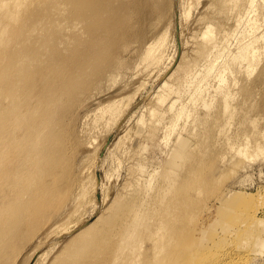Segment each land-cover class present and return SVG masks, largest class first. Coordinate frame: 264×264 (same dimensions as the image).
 Wrapping results in <instances>:
<instances>
[{"label":"rangeland","instance_id":"rangeland-1","mask_svg":"<svg viewBox=\"0 0 264 264\" xmlns=\"http://www.w3.org/2000/svg\"><path fill=\"white\" fill-rule=\"evenodd\" d=\"M28 1L30 2V0ZM31 1L34 2V0ZM114 1L119 2L120 7ZM114 1L109 0V2H114L112 7L117 3V10L113 7L111 16L103 19V21L106 20L103 25L105 27L106 25L109 26L108 34L110 39L108 40L111 41L105 40L99 47V49H102L99 52V57L101 60L103 56V60L109 59L110 61L105 60L108 64L110 62L109 66L108 64L106 65L108 69L112 68V70L108 73L107 68H105L107 70H104L105 63L100 59V62L95 60L94 65L92 63L94 67L91 66L92 71L101 66L100 68L103 72L95 69V71H99L101 76L95 71L94 73L92 72L100 77L94 76L93 80H90L91 83L86 84L89 85L87 86L88 88L84 85L83 94L86 93L84 98L83 94L78 92V97L75 95V97L70 98L71 91L68 88L72 83H70L68 88L65 87L64 91H61L56 84H54L52 89L59 96L58 99L60 98V101L58 103L61 106L68 103L70 108L72 107L71 113L69 112L67 115L68 119L66 116V121L64 120L68 130L66 133L69 132L72 137L63 147L62 151L63 153L66 152V154L59 163V168H62L67 173L66 180L70 181L69 185L71 183L75 184L72 198L67 200L65 194V196L58 194L57 198H46L54 201H47V203L49 202L48 204L43 202L44 206L41 203V207H36L39 209L35 211L42 209L41 213H38L39 215L37 216H34V213L33 216L35 218L31 215L30 223L29 219L24 221L30 227L19 230L12 240L14 246L9 250V264H31L29 260L32 262V257L36 256L35 259L37 260L40 255H42L41 264H53L55 260L54 263L57 264V260L60 259L62 261L60 260L58 264H65L67 261L71 263L69 259L73 257L67 254V250L70 247L69 244L73 243L75 236L79 232L93 225V222L96 224V220L99 221L95 227L96 230L101 227L108 228L110 225L113 228L112 221L115 217H118V220L119 217L125 218L127 200L135 197H140V200H142L148 193L151 194L148 196L153 201H150L148 196H145L143 200L147 201L145 199L148 197L149 202L147 201L146 204H152L148 207L151 209L155 207L160 212L153 214L154 219L158 217L160 219L161 217L162 220H165L170 217V219H174L172 223L175 222L176 229L179 226L177 229L179 232L176 231L179 234H176L179 236L177 249L181 253V259H179L178 264H218L222 254L230 255L232 253L231 255H234L233 252H235L234 256L238 254L244 256L247 259V264H264V246L259 245L257 243L258 240H256L258 238L257 234H261L262 237L264 235V155H262L264 153L258 152L259 147L255 148L254 142L258 139V144L264 152V52L262 56L260 55V62L256 64L255 70L252 71L251 75L248 76L242 73L238 76L234 75V78H232V72L230 73V70H239V68L248 65L247 60L236 62L233 59L239 42L249 39V37L247 38L246 30L248 31L251 16L254 15L253 13H248L247 9H250V7L246 3L249 0H246L247 2L239 0L238 3L232 0ZM258 1L260 3L264 2L263 0ZM29 2L24 6L28 10L26 8L25 10L24 8L22 9V15L23 17L26 16L25 18L27 16L30 17L27 12L30 11L32 13L31 11L37 7L36 4L38 3L35 0L36 4L29 5ZM120 2L123 7L127 6V2L128 4L131 2L133 9H126L127 13L125 11L121 13L119 9L123 7ZM255 2L256 4L259 3L257 0ZM71 8H74V6L68 5V10ZM68 10L66 11V16L68 15ZM58 19V21L62 20L61 16ZM15 23L18 22L15 21L13 24L15 25ZM13 24H11L12 27ZM64 25L66 26H63L62 30H60L61 28H52V33L58 32L60 35L55 33L56 37H60L57 40L53 34L52 38L54 39L49 42V47L54 49L60 44L61 40H65L66 44L74 41L77 42H74L75 44H78V38L80 37L72 34L74 32L76 34L77 30L74 31L67 28L68 32H70L69 35L72 34L71 37L66 32L65 27H68L67 24L64 23ZM259 25L260 27L258 28L261 31L258 30V32L261 33L264 26L262 22L261 24L259 22ZM208 26L214 28V38L217 41V38H222L223 35L228 37L230 42L225 37L222 38L223 40L220 38L219 41H228L230 44H225H228L231 48H229V52H235L232 53L233 55L222 56L218 54L217 57H214L212 54L215 55V53L208 56L206 53H200V50L198 51L200 54L197 53V50L202 47L201 44L204 42V38L202 39L201 36L202 31L206 30ZM38 30L37 28V38H34L36 36L35 31L34 37L32 33V40L37 39L36 43L35 40L32 41L35 43L32 52L39 50L38 40L40 37L38 36ZM61 32H64V35ZM73 35L75 39H72ZM63 36L65 37L63 38ZM54 42L57 46L54 45ZM79 42H84V39L81 41L79 39ZM74 43L70 44L72 49L74 48L73 46H76ZM220 43L223 42L220 41ZM5 44L0 45V53L5 51ZM62 45L66 48L64 43ZM62 45L60 44L61 49L58 50L63 49ZM147 47L150 48V54L145 56L143 60L140 56ZM2 48H4V51ZM65 48L64 50L67 52L68 49ZM75 49H73L74 53H76L74 55H81L78 54L79 49L77 47ZM73 51H69V53L73 55ZM102 51H106V54L104 53L103 55ZM43 53L45 55L46 52ZM69 53L65 54L67 58ZM110 53H114L112 58ZM105 55L109 56L105 58ZM56 56L58 55L53 57ZM209 57L214 60L215 58L216 60L218 59L215 62L216 66L214 69L216 67L221 69L223 66L229 67L226 73H222L226 81L221 84L220 80H217V78L219 79L217 71L212 70V75L209 76V81H207L209 85L212 84V88L205 83V85L207 84L205 86L207 89L205 88L204 91L208 92L205 93L203 91L202 95L204 94V96L199 97L201 98V103L197 101L198 104L195 103V105L193 103L194 98L192 99L193 102L190 100L193 91L191 89L195 88V85L188 86L189 84H185L184 87L182 84L186 81L189 82L191 78L203 72L206 63L212 60ZM46 58L42 57L44 60ZM38 59L39 57H37ZM181 59H183L182 62L184 64H189L190 68L192 67L190 69L192 72L191 78L188 80L187 77L186 80V77H184L185 81L182 78L181 82L175 81L171 77L168 80L173 71L175 72L177 68L181 67ZM114 60L120 61V63L116 64ZM95 63H98L97 65L99 66L95 65ZM34 64L35 62H32V66ZM178 64L180 65L179 67H177ZM222 64L224 65L222 66ZM110 65L111 68H109ZM115 66L117 69H115ZM111 72L114 73L110 77ZM230 75L232 76L230 77ZM212 76L213 78L217 76L216 80L210 78ZM179 83L182 87L179 86L178 88ZM225 85H228L226 89L229 88L230 92L233 93L234 91L235 93L236 97L233 94L232 97L235 98H233L235 100L233 105L237 112L234 111L233 117H230L232 124L228 122V124H231V127L228 128L229 132L226 131L227 134H221L219 133V128L221 125H225L226 121H229L227 115L225 116L228 120L225 116L223 117L222 98L225 92L218 89L221 86L225 87ZM44 86L45 84L41 87L43 88ZM92 86L93 88H90ZM186 87L192 88L187 89ZM213 89L221 91H218L220 94L216 93L221 96H215ZM24 91L26 90L24 89ZM22 94V92H18V96L23 98ZM35 95L36 92L31 95L33 103H40V101L36 100ZM207 95L214 96L208 97ZM205 96L207 99L204 98ZM79 97L82 98V101L81 99L78 100ZM1 98H3V95L2 97L0 96V110H3L9 99L2 100ZM208 98L210 100L208 105L210 104L209 106H211L210 109L208 108L209 110L207 106L203 105L204 101H209ZM247 99L249 102L244 103L243 101H248ZM1 101L2 103L5 101V104H2L4 107L1 106ZM174 102L176 103L174 106L175 110L176 108L180 109L184 105L187 108L188 116H191L181 119L179 121L180 126L178 125L165 139L166 130L163 132L164 129H161L169 122L167 117L171 118L173 115L171 113L175 112V110L170 111ZM206 102L205 105H207ZM220 105L223 110L220 109ZM22 106L23 109H27L25 105ZM108 106L112 107L111 111L113 113H116L112 119L110 118L113 114L108 112V114H104V120H100L101 123L99 122L97 125L89 124V127L84 124L92 122L95 112H103L102 110H107ZM153 111L159 112V114L157 113L158 117H156V113L153 114ZM162 112L163 116L159 118ZM243 112L248 116V118L246 116L248 121L254 118L257 121L258 119L256 127L253 124L254 128L251 124L249 126L253 130L259 126L258 131L261 130L262 133L261 131L259 132L261 134H255V136L251 134L252 129L249 131L250 127L245 125L248 122L245 121L247 119H244V115L243 118ZM206 114L209 118L205 116ZM88 115L90 116L87 118ZM235 116L237 120H235ZM197 117L199 118L197 119ZM155 118H158V120ZM242 118L245 122H242L243 120L240 121ZM159 119L160 122L163 119L166 122L162 121L154 126L155 120L159 122ZM183 126H185L184 129H182ZM188 129L191 131L189 132ZM194 129L195 131H192ZM23 132L24 127L17 130L18 134ZM112 135L113 138L110 145L106 148L104 156L100 158L101 150L107 139ZM253 136H257V139H252ZM227 137L229 140H226ZM183 139H186L187 146L180 148L179 145ZM244 147H247V149ZM97 171L100 175L99 186L97 185ZM167 171L173 172L171 176L167 177ZM141 174L145 176L142 175L144 178H140V181L137 178L141 177ZM148 179L149 181L151 180L150 186L148 181H146ZM173 181H177L175 186L168 188V185L173 183ZM146 183L150 187L149 189L151 187L155 188L151 189V191L147 190ZM144 187H147L145 189V191L147 190L146 192ZM97 193L100 195V204L97 203ZM120 195L122 200L114 203L115 198L119 199L117 196ZM44 201L46 202V200ZM161 209H164L167 213L161 214ZM120 211L122 212L120 213ZM43 216L47 221H43L40 224V221L42 222L40 219H43ZM122 218L120 219L122 220ZM112 232L113 230L110 231V236ZM92 234L93 239L97 240L104 239L108 233L103 235L100 231H92ZM77 238L78 240H83L84 237ZM150 242L148 239L145 240L143 251H145V248L148 250L151 247ZM108 246L110 244L106 247ZM146 253L149 255L148 252H145L146 256ZM146 256L145 258L142 256V259L145 260Z\"/></svg>","mask_w":264,"mask_h":264},{"label":"bare ground","instance_id":"bare-ground-1","mask_svg":"<svg viewBox=\"0 0 264 264\" xmlns=\"http://www.w3.org/2000/svg\"><path fill=\"white\" fill-rule=\"evenodd\" d=\"M27 1L28 0H0V45H4V43H6L5 49L2 48V50L4 49L5 51L3 50L4 52L0 53V96L2 97L3 95V98H1L2 100L9 99L8 100L9 102L6 103V107L3 110H0V112L2 111L0 113V264H9V256H10L9 250H11L14 246V244L12 243V240L14 239L15 234H17L19 230L25 227H28V228L30 227L26 225L28 223L25 224L24 221L26 220L28 221L29 219L30 220L29 223H30L31 215L32 217H34V216L39 215L38 213H41L42 209L40 211L38 210L39 212L35 211L39 209V208H36L37 206L41 207L40 205L41 203L43 204L42 206H44L45 205L44 203H47V201H54V200H47V199L57 198L59 195L61 196L66 195L67 200L72 198V193H73L72 191L75 188V184L71 183L69 185L70 181L66 180L67 173L62 168H59L60 160L66 154V152L63 153L62 149L67 144V142L70 141V137H72V135H70L69 132L66 133V131L68 130H67L66 122H65L66 121L65 118L69 112L71 113L72 107L70 108L68 103L61 106L60 103H58L60 101V98L58 99L59 96L52 89L54 88V84H56L61 89V91H64V88L65 87L68 88V86H70V83H72L68 89H70L71 91L70 98L71 97L73 98L75 97V95L78 97L80 93L83 94L84 85L86 88H88L87 86L89 85H86V84H88L89 82L91 83V81L93 80V77L97 75V74L96 75L93 74L96 68L95 69L93 68L94 70L92 71L91 66L94 65V62L98 61L99 59L101 60V58L99 57V52L102 50V49H99L100 44H102V42H104L105 40L107 41L108 39H110L109 34H108L109 26L106 25L105 27V25H103L104 22L106 21V20L103 21V19H106L107 16L109 17L111 16L112 8L113 7L116 8L117 3L119 6V2L114 1V0H110V1L117 2L116 4L113 5V7H112V3L114 2H109V0L107 1L105 0H36L38 2L37 4L35 3V0L34 2L30 0V2L32 3L28 1L29 5L36 4L37 7L34 8L35 10L32 7H30L33 9V10L30 9L32 10L31 11L32 13L28 11L27 13L30 14V17L27 16V18H25L26 16L23 17L22 15L23 13L22 9L26 5V3H28ZM232 1L238 3L239 0H232ZM248 2L250 5L248 4ZM248 2L246 4L248 5V7H250V9H247V7L246 9L248 10V13L250 12L254 14L253 15L254 17L251 16L252 18L250 21L251 22L250 26L248 25L249 29L248 31L246 30L247 38L249 37V39L247 41L239 42V45L236 49L237 50L236 54L234 55V59H233L236 62H238L239 60L240 61L247 60L248 65L246 67L239 68V70H235V71L230 70V73L232 72L231 74L233 75V76L230 75V77L232 76V78H234V75L238 76L239 74L241 75L242 73L247 74L248 76L251 75L252 71L255 70L256 64L260 62L259 58H261L264 52V33H263L264 29L262 28V26H261V28L263 29L262 32L261 33L258 32L259 30L258 27H260L259 22L260 24L262 22V25L264 26V23H263L264 22V2L260 3L258 0L257 2L259 3L257 4L255 0H249ZM68 5H72L74 6V8H71L70 10H68ZM120 5H122L121 2H120ZM126 9L127 10L133 9V4L131 2L128 4L127 2V6L120 8L119 10L122 13ZM26 10H28V8H26ZM67 10H68V15H67L68 17L66 16ZM60 16L63 22L65 21L64 23H66L68 26V27H65L66 30L68 28L69 30H74V31L77 30L78 33H80L78 34L77 31H76V34L74 31H73L74 33L71 32L75 36L77 35V37H80L78 38V44H75L77 43L75 41H74L75 43L74 42H71V43L72 44L74 43L76 45V46H73L74 47L73 49L76 50L75 48L77 47L79 49L78 54H81V55L75 56L76 53H74L72 49V45H70L71 43L68 42L66 44L65 40L63 41L61 40L60 42L58 41L61 45L62 43L66 45V48L63 47L62 45L63 47L62 50L64 52L62 50H58V49H61V46L60 44L57 46L56 44L57 41L56 43L54 42L55 43L54 45H56L57 47H54V49L53 47H49V44H50L49 42L53 41L54 39L52 38L53 34H54V37H56V34L58 33V32L57 33L55 32L56 34L52 33V28L53 29L61 28L60 30H62V27L66 26L64 25L63 22H61L62 20L58 21L59 20L58 17L60 18ZM20 17H22L23 19ZM128 17H129V14H128ZM239 17L240 15L238 16V19ZM19 19L21 20L19 21ZM14 20L18 22V23H15V25L13 24L15 22ZM11 24H13V27L11 26ZM37 28L39 29L38 36L40 37L38 40L39 50L38 51L35 50L33 51L34 52L33 53L32 50H34L37 39L36 40L33 39L35 40V43H33L32 38L36 35V33L38 34V32L36 31ZM34 31H35V35H34ZM64 32H61V34H63ZM66 32L69 35L70 32H68V30ZM32 33H33V37H32ZM202 34L201 36H202V39L204 38L203 40L204 42L201 44L202 45V47H200L201 49L200 48L198 49L197 47L198 49L197 53H199L198 52L199 50L201 51L200 53L202 54L206 53L208 56L212 53H215V55L212 54V56L214 57H217L218 54L222 56L223 55L230 56V54L235 53V52L231 53V51L229 52L230 47L228 46V44L230 43H228L229 41L228 37L223 35V37L228 39L227 42L222 41L223 37L217 38L218 41L221 38L222 40L220 41L223 42L224 44L220 43V41L218 42L214 38L215 33H214V28L212 26H208L206 30L202 31ZM58 35L60 34L58 33ZM74 35L72 39H75ZM65 36H63V38ZM58 37L60 36L56 37L57 40H58ZM34 38H37V35ZM63 38L61 37V39ZM82 38L84 39V42H79V39L80 41L83 40ZM205 40H206V43H205ZM224 40L226 41V39ZM108 41H111V40H108ZM225 43H228V44H225ZM64 48L68 49L67 50L68 53L69 51L70 52L73 51V55L74 54L75 55L73 56L71 55V53H69L68 58H67L66 57L67 55H65L67 54V52L66 50H64ZM43 52H46L45 55ZM104 53L106 54V51L103 52V55ZM111 53H110L111 55L110 57L112 58V55H114V53L113 54ZM149 54H150V48L147 47L145 51H142L140 57L141 59L143 58L144 60L145 56H148ZM54 55H58V56L53 57ZM69 56H72L74 58L69 57ZM107 56L105 55V58H107ZM37 57H39L38 60H37ZM42 57H44V59L46 57L47 58L46 60H44L42 59ZM103 58L101 61H103L105 64L103 62L102 63L104 65L108 64V62L105 61L107 59L103 60ZM211 58L209 57V59ZM182 60L183 59H181V63H180L181 67H179L180 65L178 64L177 67H179V69L176 67L177 69L176 68L175 69L177 71L175 72L173 71V74L169 76L168 80H170V77L171 79L174 78L173 80L175 81H180V80L182 81L183 79H184L183 81H185L184 77H186V80H187V77H188V80L189 78H191L190 75L192 74V72L190 69H192V67L190 68L189 64L187 65L184 64ZM107 61H110V60L108 59ZM216 61H218V59L216 60L215 58L214 60L212 58V60H210L209 63L207 62L208 64L206 63L205 65L206 67L203 70V72L191 78L192 80L190 79L189 82L186 81L188 83L184 82V84H182V86H184L185 84L187 85L189 84L188 86L195 85V88L191 87L192 89L188 87L189 89L194 91V92L192 91V96L190 94L192 98L191 97H190L191 99L189 98L192 102H193L192 99L194 98V102H193L194 104L197 103V101L199 103L201 99L199 97L204 96V94L202 95V93L204 89L206 88L205 86L208 84L207 81H209V76L212 75V70L217 71V75L219 79L217 78V76L215 78H213V76L210 78H213L214 80H216L217 78L218 81L220 80L219 82H221V84L222 83L224 84V82L226 81L223 74L227 72L229 67H226V66L224 67L223 66L225 64L224 63L222 64L224 68L221 67V69H218L219 67H216V69L220 70L218 72V70L214 69V67L216 66L215 65ZM32 62H35L33 66H32ZM46 62L48 63V65ZM115 62L116 64L120 63V61L117 62V60ZM98 63H95V65H97ZM111 65L114 66L113 64ZM111 65L109 68H111ZM100 67L101 66H99V68ZM99 68L96 70H101V68L100 69ZM105 68H107V65L104 67V70L108 69V68L107 69ZM118 68L120 67L118 66ZM115 69H117L116 66H115ZM110 70H112V68L108 69L107 72L109 73ZM61 72L63 73V75ZM101 72L103 71L101 70ZM107 72H105V74H107ZM178 72H180V74H178ZM97 73H99V71ZM113 73L114 72H111L110 73L111 75L109 76L111 77ZM176 75L178 76L176 77ZM214 75L216 74L214 73ZM60 76H63V77H60ZM56 80H58L57 83H56ZM68 82L69 84H67ZM235 82L233 83L235 84ZM205 83L207 84L205 85ZM43 84H45V86L42 88L41 86ZM180 85L181 84L179 83L178 88ZM211 85L209 86L212 88ZM226 87H228V85L227 86L225 85V87L221 86L218 88L221 91L225 92L223 93V98H222V104H223L224 110L221 105H220L221 108L220 107L219 108L224 111V113L222 112L224 114L223 117L225 115L229 117V121H226V124L223 126L221 125V127L219 128V131H220L219 133L221 134L223 133L227 134L226 131H228V128H230L231 127L230 125L232 124L231 122L232 120L230 117H233L234 111H236L235 110L236 108L233 105L235 98L232 97V94L233 96H235L234 95L235 93L234 91L233 93L230 92L229 88L226 89ZM23 88L26 91H24ZM90 88H93V86ZM20 91L23 93L22 94L23 98L18 96V92L21 93ZM213 91L216 94L218 93L219 90L215 91L213 89ZM35 92H36V95H35L36 100L40 101V103H33L32 101L31 95L34 94ZM188 92L191 93L189 90ZM85 94H83V98ZM218 94H216L215 96H221ZM207 96L213 97L214 95H207ZM204 98L207 99L206 96ZM80 99L82 101L81 97H79L78 100ZM205 102L206 101H204L203 103V100H202L203 105L207 106V109L208 108L210 109L211 106H209L210 104L208 105L210 100L206 102L207 105H205ZM243 102L248 103L249 100L248 101L245 100ZM174 103L171 106L170 111L175 110L174 106L176 105V103L175 104ZM2 104H5V101L4 103H2L1 101V106H3ZM22 105H25L27 109L26 110L25 108L23 109ZM111 110H112V107L108 106L107 110H102L103 112H100V113L95 112L94 119L91 118L93 121L91 120L92 122L90 123L87 122L84 124H87L88 127H89V124L97 125V123L99 122L101 123V121L104 120L105 118L104 114L105 113L108 114V112L113 114V115L111 114L112 116L110 118L112 119V117H114L116 113H113V111ZM190 111H193V110H190ZM157 113L159 114V112L153 111V114L157 115L156 117H158ZM161 114L162 115H160L159 118L160 117L162 118L163 112ZM171 114H173L172 116L170 115L171 118L167 117L168 119L170 118L169 120L167 119V121H169L167 125L164 124L165 126L163 125L164 127L163 128L161 127L162 128L161 130L164 129L163 132L166 130L165 139L167 138V135L171 134L178 127V125L180 124L179 121L181 119H184V117L186 116L187 117L191 116V115L188 116L187 108H185L184 105L180 109L176 108L175 112H172ZM207 114L209 115V113ZM207 114L205 116L209 118ZM216 114L219 115L218 113ZM243 115L245 116V118ZM89 116L90 115H88L87 118ZM242 116L244 119L248 118V116L245 115L244 112L242 113ZM199 117H197V119ZM243 118L240 121H242ZM67 119H68V116H67ZM155 119L158 120V118H155ZM157 120H155L156 122H154L155 123L154 126H156V123H161L164 119L161 122H160V119H159V122ZM235 120H237V117ZM245 121L248 122V124L247 123L245 124L248 126L250 124L252 126L253 124L256 127V124H258L257 123L258 119L256 121L255 118L250 119L249 121L247 119ZM245 121L243 120L242 122H245ZM228 122H231V124L230 123L228 124ZM248 126L247 128L250 127ZM23 127H24V132L22 134H18L17 130ZM184 128L185 126H183L182 129ZM253 128L250 127L249 128L250 130L248 129L249 131H251L252 129L251 131L252 135L255 136V134L259 135L262 133L261 130H260L261 133H259L260 131H258L259 130L258 128H260L259 126L258 128H255L254 130ZM195 129L192 131H195ZM190 131L191 130H189V132ZM251 134L250 136H252ZM254 136L252 139L254 138L257 139V136L256 137ZM227 139L228 137L226 138V140ZM254 142L256 145L255 148L259 147L258 152L261 154L264 153L263 150L260 148V145L258 144V139L255 140ZM186 143H187L186 139H183L180 142V145H179L180 148L185 147ZM22 148L23 150H21ZM245 149H247V147ZM139 167H140V164H139ZM167 173L168 174L166 175L167 177H169L171 176L173 172L167 171ZM142 175L144 174H141V177L139 176V178L137 179L141 181V179L144 178L145 176V175L144 176ZM45 181L48 183H46ZM146 181H148V185L151 184L150 182L151 180L149 181L148 179ZM176 183L177 181H173V183L168 185V188L172 186L174 187ZM146 188L144 187V191ZM149 188L150 187H148L147 190L151 191V189L153 190L155 187L154 188L151 187V189ZM143 195L141 196L143 197ZM148 195H151V194L148 193ZM148 195L146 194L145 196H148ZM118 197L119 199L115 198L114 203L120 202L122 200L120 199L121 195L117 196V198ZM148 197H146L147 199L145 200L148 201ZM135 198L127 200V203H126L127 209H126L125 216H124L125 218L119 217V220H118V217H115V219L112 221L113 228L110 225V227L108 228L101 227L96 230L95 227L99 223V221L96 220L95 221L96 224H94L93 222V225H90V227H88L87 229L79 232L78 235L75 236L76 238H74L73 243L69 244L70 247L67 250L68 251L67 254L73 257L69 259L71 263L67 261L65 262V264L66 263L68 264H178V262L180 261L179 259H181L180 250L177 249V247L179 246V238H178L179 236H177L179 235L177 233L179 232V230H177L179 226H177V229H176L175 224H174L175 222L172 223L174 219H170V217H168L165 220H162L161 217L160 219L159 217L157 219L156 218L154 219L153 214L158 212L157 208L155 207L153 208L152 206H151L152 209L149 208L148 206L152 204L150 205H148L149 203L146 204L147 201H144L143 200L144 198L142 200H140V197H137L136 199ZM44 200H46V202ZM149 200H150V197H149ZM151 200L153 201L152 198ZM168 211L173 212L171 210H168ZM121 212L122 211H120V213ZM34 213L35 215L33 216ZM166 213L167 212L164 209H161V214H166ZM120 218H122V220ZM43 219H45V217ZM43 219H40L42 220V222L40 221V224L43 223V221L45 222L47 221L46 219L45 220ZM112 230L114 233L112 232L110 236L109 233ZM92 231H100L103 235H105L106 233L108 234L106 235L104 239L95 240L93 239ZM86 234L88 235L86 236ZM77 237L79 238L84 237V238L83 240L81 239L78 240ZM257 237H258L256 239L258 240L257 243L261 246H264V238H263L264 235L262 237L261 234H257ZM146 239L151 241L150 242L151 247L148 250H146L145 248V251H143L144 249L143 244ZM109 244L111 247L110 246L106 247ZM141 252L144 255H142ZM145 252H148L150 256L147 253H146L147 254L146 256ZM231 254L230 255L222 254L221 255L222 257L220 256L221 260L219 261L218 264H247V259H245L244 256H241L240 254H238L237 256H234L235 252H233L234 255H231ZM142 256H144V258L146 256V259L143 260ZM36 257L34 258L32 257V262L31 260H29L31 264H41L42 255H40L37 260L35 259ZM60 260H57V264L59 263ZM54 262L53 264H56Z\"/></svg>","mask_w":264,"mask_h":264},{"label":"water","instance_id":"water-1","mask_svg":"<svg viewBox=\"0 0 264 264\" xmlns=\"http://www.w3.org/2000/svg\"><path fill=\"white\" fill-rule=\"evenodd\" d=\"M112 138H113V135L110 136V137L107 139V141H106V143H105L103 149H102L101 152H100V158H102V157L104 156V152H105L106 148L110 145V143H111V141H112ZM97 185H98V186L100 185V175H99L98 171H97ZM100 201H101V199H100V195H99V193H97V203L100 204Z\"/></svg>","mask_w":264,"mask_h":264}]
</instances>
